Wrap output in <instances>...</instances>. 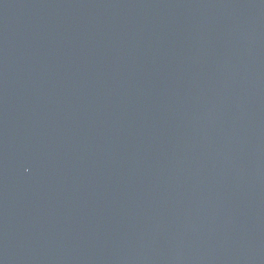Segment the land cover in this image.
<instances>
[{"label": "water", "instance_id": "1", "mask_svg": "<svg viewBox=\"0 0 264 264\" xmlns=\"http://www.w3.org/2000/svg\"><path fill=\"white\" fill-rule=\"evenodd\" d=\"M0 264H264V0H0Z\"/></svg>", "mask_w": 264, "mask_h": 264}]
</instances>
